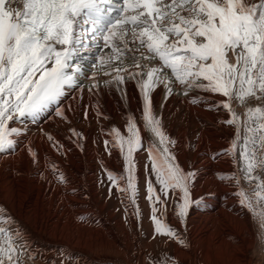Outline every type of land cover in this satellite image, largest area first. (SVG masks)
<instances>
[{
    "label": "bare ground",
    "instance_id": "1",
    "mask_svg": "<svg viewBox=\"0 0 264 264\" xmlns=\"http://www.w3.org/2000/svg\"><path fill=\"white\" fill-rule=\"evenodd\" d=\"M99 51L94 48L93 54ZM86 71L88 77L81 78L77 88L68 89L59 106L52 105L35 120L9 125L22 134L11 153H0V217L8 220L2 226L20 234L16 241L18 249L23 247L19 264L264 261L259 220L241 205L238 195L243 188L252 197L256 181L243 179L239 146L235 158L228 151L237 127L224 123L231 118L220 106L227 98L196 88L185 95L168 69L161 75L172 80L171 94L164 84L149 93L153 115L174 142L168 147L175 163L183 172L194 174L190 181L193 203L181 220L177 215L181 194L170 190L165 197L152 170L148 148L160 146L143 119L144 101L136 80L124 73L123 84L107 85L112 76L99 71L93 81L90 74L97 69ZM94 82L98 88L92 87ZM258 105L264 106V100L248 98L241 105L234 99L231 106L243 120L246 108ZM57 107L63 116L56 114ZM130 117L142 137V147L133 153L135 191L128 188L126 151L115 145L113 134L119 130L127 136ZM239 132L243 137V128ZM109 174L117 179L110 180ZM230 174L241 177L240 183L219 178ZM255 175L264 179L259 169ZM149 180L162 202L155 205L157 217L177 232L184 245L155 234Z\"/></svg>",
    "mask_w": 264,
    "mask_h": 264
},
{
    "label": "snow or ice",
    "instance_id": "2",
    "mask_svg": "<svg viewBox=\"0 0 264 264\" xmlns=\"http://www.w3.org/2000/svg\"><path fill=\"white\" fill-rule=\"evenodd\" d=\"M94 48L100 51L93 54ZM86 68L97 69L90 74L93 81L99 71L112 76L107 85L123 84L124 73L136 80L144 101L143 119L160 146L148 148L152 170L165 197L170 190L181 194V220L193 203L194 174L175 163L168 147L174 142L153 115L149 93L164 84L171 94L172 80L161 75L168 69L185 95L196 88L227 98L220 106L231 118L224 123L237 127L228 151L235 158L239 146L243 179L256 181L252 197L240 188V203L258 218L264 242V179L255 175L257 169L264 172V106L247 107L243 120L231 106L234 99L241 105L248 98L264 100V0H0V153H11L22 134L10 123L35 120L52 105L59 106L67 90L88 77ZM92 87L98 88V82ZM56 114L63 116V110L57 107ZM113 134L115 145L126 151L128 188L135 191L131 169L133 153L142 147L140 129L130 117L127 136L119 130ZM219 178L236 184L241 179L236 174ZM59 179L64 180L62 175ZM109 179L117 177L109 174ZM147 191L155 234L184 245L157 217L155 205L162 202L151 180ZM7 223L0 217V264H19L23 247L18 249L16 241L21 237L2 226Z\"/></svg>",
    "mask_w": 264,
    "mask_h": 264
},
{
    "label": "rangeland",
    "instance_id": "3",
    "mask_svg": "<svg viewBox=\"0 0 264 264\" xmlns=\"http://www.w3.org/2000/svg\"><path fill=\"white\" fill-rule=\"evenodd\" d=\"M257 264H264V261H261L260 263H257Z\"/></svg>",
    "mask_w": 264,
    "mask_h": 264
}]
</instances>
